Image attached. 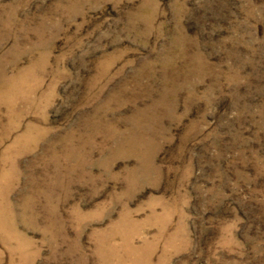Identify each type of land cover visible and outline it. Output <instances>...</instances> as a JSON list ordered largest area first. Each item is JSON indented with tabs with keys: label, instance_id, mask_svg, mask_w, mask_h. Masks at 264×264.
Segmentation results:
<instances>
[{
	"label": "rangeland",
	"instance_id": "374dc122",
	"mask_svg": "<svg viewBox=\"0 0 264 264\" xmlns=\"http://www.w3.org/2000/svg\"><path fill=\"white\" fill-rule=\"evenodd\" d=\"M0 264H264V0H0Z\"/></svg>",
	"mask_w": 264,
	"mask_h": 264
}]
</instances>
